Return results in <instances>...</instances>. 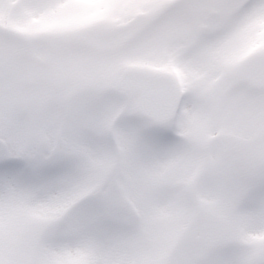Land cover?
Masks as SVG:
<instances>
[{"label": "rangeland", "instance_id": "rangeland-1", "mask_svg": "<svg viewBox=\"0 0 264 264\" xmlns=\"http://www.w3.org/2000/svg\"><path fill=\"white\" fill-rule=\"evenodd\" d=\"M163 1L2 0L0 34L25 40L29 34H44L57 24H81L94 29L98 36L138 14L151 15L163 5ZM193 1L195 9L220 12L218 19L212 20L210 17L203 20L205 28H200V34L195 33L197 30L199 32L200 24H190L189 20L180 23V19L164 24V14L147 20L127 34L98 39L100 47L85 53V59L74 65L41 54L40 48L44 42L35 45L28 56H18L10 63L0 61V146L42 150L47 147L48 136H57L70 158H79L103 169L124 209L135 208L141 195L153 184H182L188 189V198L174 209H169L162 198L151 200L149 213L154 219L144 255L156 264H177L183 259L195 257L205 244L215 249L236 247L249 241L264 243L262 225L256 233L249 229L255 223L264 225V213L261 211L264 208V185H261L264 158L255 155L264 150V143L248 146L233 139L264 135V105L256 106L253 99L245 103L237 98L224 103L220 99L225 96V88L219 92L197 95L195 101H208L210 107L202 119L192 126L198 103L193 102L192 89H189L192 101L189 102L188 97L183 101L182 112L178 116L182 131L187 133L181 135L180 139L186 146L185 151H190L186 153L188 157L171 153L165 159L166 153H161L141 156L134 161H129L122 154L114 160L99 158L92 154L90 145H83V141L87 140L78 134L81 114L86 112L91 124L111 129L118 153L121 145L127 141L129 130L122 125L138 118L130 117L125 109L104 117L101 100L110 97L105 95V89L92 87L91 84L94 80H100L110 85L117 74L114 71L116 66L157 71L165 69L174 76L181 70L185 73H182L185 83L198 73L197 55L200 53L210 55L220 50L224 60L229 58L231 65L234 64L231 62L237 61L236 58H241L238 61L246 64L254 58L253 55L264 56V36L259 38L261 28L256 30L253 40L247 42L249 33L242 31L244 34H239L242 19L234 15L227 19L244 0H179L178 5L166 12L176 13V17H198L199 11L190 8ZM262 6L264 0H248L243 8L245 10L241 12L260 22L264 19ZM231 25L236 27L237 32L230 29L234 28ZM191 28L195 32H191ZM176 35L184 36L187 41L197 38L194 42L198 46L192 45L186 49L182 42H176L173 37ZM195 48L197 50L193 51ZM238 61L237 64H241ZM211 67L216 76L213 63ZM59 77L71 81L79 89L89 88L87 91H76L62 87ZM191 82L192 86L197 83L196 80ZM49 120L51 125L47 128ZM209 126L210 130L207 131ZM155 128L158 127L153 125L150 129L146 128L145 137L151 138ZM217 135L223 137L212 147L209 157L206 146ZM205 143L206 146L198 149ZM206 165L208 172L205 177L196 181ZM94 192L90 191L91 195L87 198L94 197ZM198 211L201 222L189 230L186 241L175 250ZM0 258L9 259L6 249L0 253Z\"/></svg>", "mask_w": 264, "mask_h": 264}, {"label": "snow or ice", "instance_id": "snow-or-ice-1", "mask_svg": "<svg viewBox=\"0 0 264 264\" xmlns=\"http://www.w3.org/2000/svg\"><path fill=\"white\" fill-rule=\"evenodd\" d=\"M41 42V54L70 65L82 62L85 53L100 47L94 29L57 24L44 34H29L25 40L0 34V61L10 63L18 56H28ZM212 63L217 79L207 87L193 85L194 103L197 95L219 92L239 75L226 65L220 50L214 52ZM123 70L114 68L117 73ZM164 71L128 82L113 96V105L140 118L122 125L129 132L119 153L111 129L95 126L86 112L81 114L78 134L87 140L94 156L114 160L122 154L134 161L161 153L184 154V142L172 135L166 119L176 89ZM154 124L159 127L146 138L145 129ZM46 142L42 150L0 146V253L6 249L9 255L8 260L0 258V264H156L144 255L154 219L149 213L151 200L162 198L174 209L188 198V189L182 184H153L135 208L124 209L103 169L70 158L55 135ZM90 190L95 195L87 198ZM177 264H264V243L249 241L215 249L205 244L197 256Z\"/></svg>", "mask_w": 264, "mask_h": 264}, {"label": "bare ground", "instance_id": "bare-ground-1", "mask_svg": "<svg viewBox=\"0 0 264 264\" xmlns=\"http://www.w3.org/2000/svg\"><path fill=\"white\" fill-rule=\"evenodd\" d=\"M262 12H264V7L262 6ZM264 16V14L262 15V17ZM261 17V18H262ZM245 18V19H244ZM243 19V24L241 27V30L245 33H249V37L247 39V42H249L250 40H252L253 37H255L256 35V30L258 28H261V32L264 33V19L260 22H257L256 20H252L250 15L245 16ZM145 17L142 15H139L137 17H135L134 19L130 20L128 23L115 27V28H111L109 29L107 32L105 33H101L99 35V37H107V38H113V37H117L121 34H126L128 33L130 30H132L133 28H135L136 26H139L141 24H143L145 22ZM247 46V45H246ZM212 54L208 55L205 53H200L197 55L198 57V67H197V72H199L197 74V78H203L206 77L210 71V59L212 58ZM198 114H200V111H198ZM201 115H196V117H199ZM169 156V154H168ZM169 158V157H168ZM256 225H251V227L249 228L250 231H252V233H256V231L258 229L264 228L263 224L260 223H255ZM260 225H262L263 227L260 228ZM258 235V234H257Z\"/></svg>", "mask_w": 264, "mask_h": 264}, {"label": "water", "instance_id": "water-1", "mask_svg": "<svg viewBox=\"0 0 264 264\" xmlns=\"http://www.w3.org/2000/svg\"><path fill=\"white\" fill-rule=\"evenodd\" d=\"M149 75H152V73H148V72L140 71V70H138V71H133V70L123 71L120 75V78L117 80V82H115V85L117 88L122 89L124 87V85L127 84L128 82H139V81H142L143 79H145L146 77H148ZM166 78H167L168 82L174 87L173 82L170 81V79L168 77H166ZM176 98H177V96H176ZM176 98H175V102L173 103L170 111L167 114V117H169L174 110V107L176 104Z\"/></svg>", "mask_w": 264, "mask_h": 264}]
</instances>
